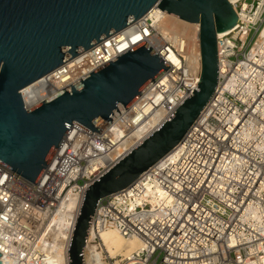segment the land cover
Listing matches in <instances>:
<instances>
[{"label": "built area", "instance_id": "2783aa9c", "mask_svg": "<svg viewBox=\"0 0 264 264\" xmlns=\"http://www.w3.org/2000/svg\"><path fill=\"white\" fill-rule=\"evenodd\" d=\"M230 3L238 19L217 35L215 96L135 185L98 202L83 264H264V0ZM164 14L154 8L21 91L30 89L36 104L144 41L170 67L100 135L73 126L36 184L0 164L3 264H45L52 246L45 227L58 208L71 196L81 208L86 190L141 143L137 132L148 138L198 86L201 67H188L184 43L157 30ZM106 230L141 248L109 257L98 237Z\"/></svg>", "mask_w": 264, "mask_h": 264}, {"label": "water", "instance_id": "95a60500", "mask_svg": "<svg viewBox=\"0 0 264 264\" xmlns=\"http://www.w3.org/2000/svg\"><path fill=\"white\" fill-rule=\"evenodd\" d=\"M230 1L0 0V164L33 184L73 126L100 135L170 67L144 41L36 104L23 89L156 7L200 26L198 86L159 129L86 190L69 264H83L98 202L135 185L184 140L215 96L217 35L232 30L238 19Z\"/></svg>", "mask_w": 264, "mask_h": 264}, {"label": "bare ground", "instance_id": "6f19581e", "mask_svg": "<svg viewBox=\"0 0 264 264\" xmlns=\"http://www.w3.org/2000/svg\"><path fill=\"white\" fill-rule=\"evenodd\" d=\"M237 0H233L235 3ZM157 30L160 34L173 41L175 44H182L186 46V61L187 65L195 73L201 67V60L199 56L198 37L196 25L188 23L173 15L164 14V19L157 25ZM256 47L254 48V50ZM174 62V61H173ZM175 63V62H174ZM30 90V89H29ZM29 90L23 91L25 96L32 103L34 97L29 93ZM160 119L155 118L153 123H159ZM160 128L156 126L154 132ZM152 135V134H151ZM136 136L141 142L146 138L144 136V129L138 131ZM174 157L171 158V160ZM80 207L77 205V199L70 197L68 201L64 202L59 208L58 212L52 217L46 225V234H48L52 241V246H48L47 252H50L48 260L45 264H68V255L66 251V244L70 238L71 230L77 221ZM102 251L108 254L111 258L128 257L132 253L141 248V242L138 239H127L123 237L116 230H106L99 234ZM96 256L100 257L101 253L94 248ZM4 262V261H3Z\"/></svg>", "mask_w": 264, "mask_h": 264}, {"label": "rangeland", "instance_id": "374dc122", "mask_svg": "<svg viewBox=\"0 0 264 264\" xmlns=\"http://www.w3.org/2000/svg\"><path fill=\"white\" fill-rule=\"evenodd\" d=\"M107 255H108V254H107ZM160 261H161V260H159V264H160Z\"/></svg>", "mask_w": 264, "mask_h": 264}]
</instances>
